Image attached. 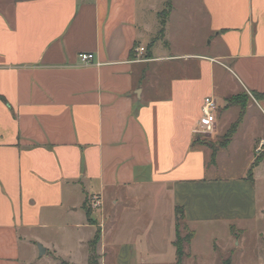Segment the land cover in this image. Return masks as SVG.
<instances>
[{"label": "crops", "instance_id": "1", "mask_svg": "<svg viewBox=\"0 0 264 264\" xmlns=\"http://www.w3.org/2000/svg\"><path fill=\"white\" fill-rule=\"evenodd\" d=\"M165 2L0 0V264H88L97 230L99 264H175L176 206L193 232L181 264H264L242 256L253 230L264 251V157L248 177L264 142V0H172L155 39ZM237 94L242 119L212 164L203 99L216 131L238 109L227 131ZM238 148L242 175L214 177Z\"/></svg>", "mask_w": 264, "mask_h": 264}, {"label": "rangeland", "instance_id": "2", "mask_svg": "<svg viewBox=\"0 0 264 264\" xmlns=\"http://www.w3.org/2000/svg\"><path fill=\"white\" fill-rule=\"evenodd\" d=\"M184 21H187V25L185 28V32L187 36L191 40H195L196 42H202L204 39V34L201 28L199 26L198 27L196 26L197 25L196 22L192 21V24H190L187 18H185ZM197 49H198L197 46L193 47L194 51H196ZM237 111H238L237 108H233L230 111H225L221 108L219 110V114H220V125L218 129L219 131H216L217 129L215 130V128H213L211 131H200L199 136L201 140L213 146H218L219 143L224 140V136H225L224 132L228 127L227 123H229V121H233L236 118ZM226 152L221 153V156L218 161L219 169L217 170V173L213 171L212 175L214 177H219V178H227V177L229 178L232 176L239 177L240 175H242V169L245 165L244 163L247 155V150L244 148H238V154L234 158L229 156ZM263 152L264 150L262 151L261 149V151L257 152V154L259 155ZM263 187H264V183H263ZM260 227L262 229L261 231L264 233L263 225L260 224ZM180 232L182 235L186 233L185 230L182 228ZM243 238H244L243 239L244 248L242 250V256H248L249 262L255 263L257 261V256H264V251L262 249H259L260 244L258 243L259 240L257 237V233L255 232V230L249 231L244 235ZM236 256H241V253H239ZM38 264H49V261L45 256L39 260Z\"/></svg>", "mask_w": 264, "mask_h": 264}, {"label": "trees", "instance_id": "3", "mask_svg": "<svg viewBox=\"0 0 264 264\" xmlns=\"http://www.w3.org/2000/svg\"><path fill=\"white\" fill-rule=\"evenodd\" d=\"M171 7H172V0H166L163 10H161L158 13L159 26L160 27H159L158 34H157L155 39L161 38L163 36V32H164V28H165V24H166V18H167V15L169 14V12L171 10ZM150 54H151L150 51H148L146 53V56L148 57V56H150ZM253 96L257 99L264 98V93L254 92ZM245 97L246 96L244 94H237V95L231 96V97L226 99V102H227L226 105L227 106H229L231 104H240L241 105V111L239 113L237 120L235 122H233L231 124V126L229 127V129L226 131L225 136H224V140L222 142H220L218 146H213L211 144H208L205 141H202L203 143L208 144V146L211 148L210 162L212 164L215 162V155H216L218 147H225L226 146L228 140L230 139L231 135L234 133V131L236 130V127L238 126L239 122L242 119L244 102L246 101ZM263 157H264V152L255 157L254 161L252 162V164L248 170V177L251 176L252 168L254 166L258 165L259 162L263 159ZM84 205H85L86 214L89 216L91 208L89 207L87 199H85ZM175 214H176V224H175V226H176V238L174 241V244L176 247V262H175V264H181L183 256H184V246L190 242L191 238L193 237V232L190 231L189 229L186 230V233L184 235H182L180 232L181 228H183V229L186 228V224H185V220H184L185 219L184 212H183V208L181 206L175 207ZM98 239H99V231L97 230L93 239L89 242L88 264H99L98 255L96 253V245H97ZM61 263L62 264H69L68 262L63 261V260L61 261ZM223 264H230V259L227 258V259L223 260Z\"/></svg>", "mask_w": 264, "mask_h": 264}, {"label": "built area", "instance_id": "4", "mask_svg": "<svg viewBox=\"0 0 264 264\" xmlns=\"http://www.w3.org/2000/svg\"><path fill=\"white\" fill-rule=\"evenodd\" d=\"M136 51L138 53H143L145 48L143 46H139L137 47ZM78 57L83 64L92 63L94 59V55L92 53H80ZM216 109L217 103L215 99L211 96H206L203 99L201 107L202 116L198 122L200 131H211L214 128ZM263 143V141L260 142L256 152L261 151ZM88 204L92 210L98 209L101 207V199L98 195H91L89 197Z\"/></svg>", "mask_w": 264, "mask_h": 264}, {"label": "water", "instance_id": "5", "mask_svg": "<svg viewBox=\"0 0 264 264\" xmlns=\"http://www.w3.org/2000/svg\"><path fill=\"white\" fill-rule=\"evenodd\" d=\"M38 248H39V252H40V254H42V253H43V251H44L43 247H42V246H40V245H38Z\"/></svg>", "mask_w": 264, "mask_h": 264}]
</instances>
